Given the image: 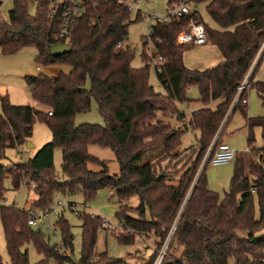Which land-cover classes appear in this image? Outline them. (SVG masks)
<instances>
[{
	"label": "trees",
	"instance_id": "obj_1",
	"mask_svg": "<svg viewBox=\"0 0 264 264\" xmlns=\"http://www.w3.org/2000/svg\"><path fill=\"white\" fill-rule=\"evenodd\" d=\"M202 1L214 26L203 21L196 7L188 14L154 22L152 32L142 37L143 65L134 67V48L122 43L141 12L131 19L132 11L124 0H86L84 12L70 26V49L61 55L48 51V46L57 42V25L49 17L50 0H12L7 19L0 16L1 52L10 55L33 47L39 66L66 64L71 69L56 76H24L32 99L45 110L13 104L7 94L0 95V159L6 158V149L29 140L36 120L45 122L52 135L26 160L0 163V223L8 256L5 263L0 255V264H30L29 243L42 254L34 264H49L50 258L70 259L73 233L68 222L62 215L56 219L60 243L51 245L40 229L27 223L28 210L51 205L55 194L80 191L85 201L91 200L103 188L112 189L120 203L132 195L138 197L136 216L124 204L119 206L115 216L121 230L113 234L121 244L152 234L155 248L143 264L152 263L170 233L161 264H226L228 258L233 264H264V148L254 145L256 127L261 129L264 144V115L249 116L246 106L237 102L222 126L218 140L239 111L247 130V149L257 155L253 161L236 154L228 189L222 195L208 188V162L199 170L237 86L261 48L249 81L264 105V80L255 79L264 60V0H166V4ZM32 2L35 8L30 12ZM190 21L205 26L210 43L220 53L216 65L193 69L184 64L187 46L176 37ZM156 56L162 58L159 70L153 66L162 91H156L148 81L150 63ZM191 87L198 90L196 99L188 95ZM91 99L97 103L103 124H75V115L87 112ZM192 100L201 106L185 121L176 103ZM214 101L212 108L209 104ZM158 110L173 112L182 123L164 122L157 117ZM188 129L198 132L197 145L177 150ZM91 144L113 151L119 163L117 174H109L105 161L88 152ZM56 147L62 153L60 174L53 168ZM89 164L99 169H90ZM6 179L14 189L21 184L32 188L35 198L30 208L1 203ZM77 215L81 249L78 261L72 263L124 264L122 258L106 251L94 257L104 219L85 210Z\"/></svg>",
	"mask_w": 264,
	"mask_h": 264
},
{
	"label": "rangeland",
	"instance_id": "obj_2",
	"mask_svg": "<svg viewBox=\"0 0 264 264\" xmlns=\"http://www.w3.org/2000/svg\"><path fill=\"white\" fill-rule=\"evenodd\" d=\"M190 7H196L199 14L201 15L204 22L210 26H214V23L210 20L206 10L205 2H199L195 5L193 3H188ZM12 6V0H2L0 3V16L7 19L8 9ZM35 4L32 2L29 5V11L33 12ZM138 11L141 12V17L136 21H133L128 27L127 39L122 43V46L130 45L134 48L135 54L131 61V65L134 67H139L143 65L140 52L142 51V37L147 35V14L154 13L157 15H164L167 12L166 0H141L138 4ZM137 10L131 12V19L135 18ZM149 24L153 23V20L148 21ZM150 45V43H149ZM187 46V50L183 55L184 64L193 69H204L216 65L221 57L217 48L206 43L199 46ZM147 49V48H146ZM147 51V50H146ZM36 49L33 47H24L15 52L14 54L4 56L0 62V84L4 83L7 86V95L11 103L13 104H29L37 109L45 110V106L34 101L30 95L28 87L26 86L24 76L25 75H37L38 73H44L48 76H56L60 71L68 72L71 67L66 64L59 65H49V66H39L37 69V63L35 61ZM255 78H260L264 80V60L259 64L256 72ZM149 83L154 87L156 91H162V88L157 82L155 71L153 65L150 63ZM188 95L192 99L198 97V90L196 87H191L188 90ZM247 97L248 110L250 115L253 113L255 115L264 111V105L258 101V97L254 91H250L245 94ZM199 103L197 101L187 102H177L176 106L179 110L183 111L186 116L191 113L194 107H197ZM168 113H163L158 110L157 117L162 119L164 122L170 124H181L182 122L177 121L176 115ZM257 113V114H256ZM232 120L228 127L232 123L239 122V117L237 114H233ZM185 121L187 119H184ZM75 124L81 123H97L103 124V119L98 112L97 103L94 99H91L90 109L84 113H78L74 117ZM228 127L226 132H229ZM223 134L221 138H225ZM52 135L48 125L40 120H36L33 123L32 134L29 141L32 143L33 147L27 148L26 144L21 145L19 150L8 149L6 151L7 158L0 159V163H6L7 161H24L28 157L34 155V153L46 142L50 141ZM198 132L196 130L188 129L186 130L180 138V144L177 150L197 145ZM254 145L256 147L263 146V140L261 137V129L256 127L254 129ZM242 145V143L240 144ZM246 145V143H245ZM246 146L235 147L237 150V155L243 157L245 160H255L257 161V155L249 152H241ZM88 152L105 161L109 174H117L119 172V163L116 160L113 151L109 147H103L96 144H91L88 147ZM150 154L147 155V157ZM61 162L62 153L59 147H56L53 151V168L54 171L60 174L61 172ZM235 159L226 164L212 165L208 163L205 169L208 188L213 191L218 192L220 195L223 194L224 190L228 189L230 178L233 172ZM89 168L93 170L99 169V166L89 164ZM252 175H248L251 178ZM5 193L2 200V204L10 205L14 204L19 208H30V204L35 198V194L32 188H28L25 184H21L19 188L14 189L11 187L9 179L4 182ZM61 200L63 202V207H58L54 204L56 211L48 214H41L38 217V221L34 228L40 229L49 244L60 243L59 229L55 225L56 219L62 215V217L68 222L73 233L72 241V251L68 253V256L78 259L80 256L81 249V220L77 214H75L68 203L72 202L75 204L77 210L87 211L92 214L100 215L104 221L105 225L101 227L97 232L96 243L93 248L94 257L96 258L101 252L106 251L110 256L122 258L124 264H143L144 259H147L153 252L155 248L154 240L155 237L150 234L147 237L139 236L136 238L132 244H121L119 243L114 234L121 230L118 219L115 216V212L118 210L120 205L125 206V209L133 216L137 215L136 208L139 204L138 197L136 195L130 196L125 202L120 203L116 193L112 189L103 188L97 191L93 199L85 201L82 193L80 191L71 195H62ZM53 204V203H52ZM36 210H41L42 208H31ZM255 215H258V208L255 203ZM146 217L148 215L146 214ZM29 263L34 264L37 260L42 257L32 243L27 246ZM181 248L178 249L176 255H179ZM0 254L5 261H8V257L5 253V241L2 234V227L0 223ZM49 264H73L71 259H64L63 261H58L54 258L49 259ZM226 264H233V259L228 258Z\"/></svg>",
	"mask_w": 264,
	"mask_h": 264
},
{
	"label": "built area",
	"instance_id": "obj_3",
	"mask_svg": "<svg viewBox=\"0 0 264 264\" xmlns=\"http://www.w3.org/2000/svg\"><path fill=\"white\" fill-rule=\"evenodd\" d=\"M85 1L86 0H50L49 17L53 19L57 25V29L54 35V39L57 41L56 43H68V39L71 33L70 26L72 22L77 17L81 16L82 13L84 12ZM1 2L2 0H0V3ZM124 2L127 5L129 10L138 11L139 10L138 4L141 2V0H124ZM192 8L193 7H190L186 2L174 3V4L167 6V12L164 15L148 13L147 20L148 21L153 20L154 22L167 21L170 18V16L188 14ZM148 21L146 22L148 25L147 34H150L152 32V24L154 22L149 24ZM176 39H177V42L185 44V45H189V46H199V45H203L209 42V38H208L206 29L203 23L194 22V21H190L186 26H184L178 32ZM118 46H120V44H118ZM261 50L262 48L259 50V52L255 56L247 72L245 73L243 79L241 80L240 84L237 86L236 91L233 95V98L229 104V107L224 115V118L202 157L199 170H201L202 167L207 162L212 165L226 164V163L231 162L236 157L237 150L234 147H232L230 144H228L227 142L218 140V135L225 121L229 117L234 105L237 102H241L243 104L247 102V97H245V94L250 90L249 77L254 69V66L258 60ZM148 53H150L149 50H148ZM161 61H162L161 56H156L151 61V64L153 66H157ZM157 69L159 70L158 66H157ZM262 147L264 148V144ZM15 148L18 149L19 146ZM33 186L34 185L32 184L31 187ZM53 198H54L53 204L45 208H42L41 210H36V209H31V208L28 210L29 218L27 220V223L29 225H33V226L36 225L38 221V217L41 214H48L53 211H56L54 204L57 205L58 207L64 206L61 200V195L55 194ZM68 207H70V209L75 214H77L79 211L75 207V204L72 202L68 203ZM104 225H105V221L103 222V226ZM170 237H171V233L167 236V238L165 239L161 247L157 250L156 256L153 259L151 264H161V261L166 252Z\"/></svg>",
	"mask_w": 264,
	"mask_h": 264
},
{
	"label": "crops",
	"instance_id": "obj_4",
	"mask_svg": "<svg viewBox=\"0 0 264 264\" xmlns=\"http://www.w3.org/2000/svg\"><path fill=\"white\" fill-rule=\"evenodd\" d=\"M10 9V8H9ZM8 9V10H9ZM207 43H210V41L209 42H207ZM211 44V43H210ZM204 45V44H203ZM213 45V44H212ZM215 46V45H214ZM20 50V49H19ZM18 51V50H17ZM16 51V52H17ZM15 53V52H14ZM13 53V54H14ZM11 55V54H10ZM4 56H8V55H5V54H3L2 52H1V50H0V62H1V59L4 57ZM40 67H39V65H37V69H39ZM255 79H259V80H261L260 78H255ZM250 91H254L255 92V90H253V89H250L248 92H247V96H248V93L250 92ZM256 93V92H255ZM3 94H7V86L4 84V83H1L0 84V95H3ZM257 95V94H256ZM257 97H258V95H257ZM258 101H260L261 102V99L258 97ZM216 102L217 101H214V102H212V103H210L209 104V106L210 107H212V108H214L215 107V105H216ZM244 105L246 106V112H247V114L249 115V116H252V115H255L254 113L252 114V115H250L249 113H250V111L248 110V108H249V106H248V103L246 102V103H244ZM201 105H200V103H199V105L197 106V107H194L191 111H193V110H195V109H197V108H199ZM0 111H1V108H0ZM264 113V111L263 112H260L259 114H263ZM185 114V113H184ZM235 114H237L238 115V117H239V124L237 125L236 123H232L229 127H228V125H229V123L231 122V120H232V118L233 117H231V119L229 120V122L227 123V126H226V128L228 127V129H229V132H226V128H225V131H224V137L225 138H221V141H225V142H227L228 144H230L232 147H240V146H246L245 147V149L243 150V151H241V152H245V151H247V144L245 145V143H246V134H247V130H246V126H245V121H244V118L242 117V115L240 114V112L239 111H236L235 112ZM257 114V113H256ZM232 116H234V115H232ZM189 117V114L186 116V114H185V119H187ZM242 143V145H240ZM32 144V143H31ZM21 146H19V148H20ZM31 147H33V145L31 146ZM19 148L17 149V150H19ZM28 148H30V147H28ZM9 149H16V148H9ZM8 149H6L5 150V156H6V158H7V155H6V151H7ZM2 227V226H1ZM2 234H3V230H2ZM3 238H4V235H3ZM5 241V240H4ZM5 253H6V248H5ZM1 255V254H0ZM6 255H7V253H6ZM2 256V255H1ZM8 257V256H7ZM3 258V257H2ZM3 261L6 263L7 261H5L4 260V258H3Z\"/></svg>",
	"mask_w": 264,
	"mask_h": 264
},
{
	"label": "water",
	"instance_id": "obj_5",
	"mask_svg": "<svg viewBox=\"0 0 264 264\" xmlns=\"http://www.w3.org/2000/svg\"><path fill=\"white\" fill-rule=\"evenodd\" d=\"M69 49H70L69 43H53L48 46V51L51 55H61L67 53ZM25 144L27 148L32 146L29 140H26ZM69 258L74 263L78 261V259L73 258L72 256H69Z\"/></svg>",
	"mask_w": 264,
	"mask_h": 264
}]
</instances>
